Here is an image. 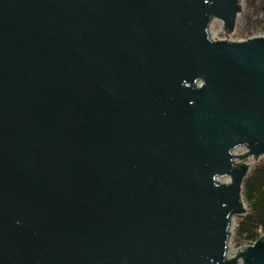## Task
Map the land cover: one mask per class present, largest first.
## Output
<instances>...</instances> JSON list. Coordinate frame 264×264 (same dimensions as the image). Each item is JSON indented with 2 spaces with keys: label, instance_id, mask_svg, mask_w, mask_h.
<instances>
[{
  "label": "water",
  "instance_id": "obj_1",
  "mask_svg": "<svg viewBox=\"0 0 264 264\" xmlns=\"http://www.w3.org/2000/svg\"><path fill=\"white\" fill-rule=\"evenodd\" d=\"M240 11L0 0V264H264L228 254L264 157V35L209 34Z\"/></svg>",
  "mask_w": 264,
  "mask_h": 264
},
{
  "label": "trees",
  "instance_id": "obj_2",
  "mask_svg": "<svg viewBox=\"0 0 264 264\" xmlns=\"http://www.w3.org/2000/svg\"><path fill=\"white\" fill-rule=\"evenodd\" d=\"M253 1L259 3L264 12V0ZM243 186L247 212L236 219L234 231L237 246L255 240L260 234L259 230L264 233V157L250 170Z\"/></svg>",
  "mask_w": 264,
  "mask_h": 264
},
{
  "label": "rangeland",
  "instance_id": "obj_3",
  "mask_svg": "<svg viewBox=\"0 0 264 264\" xmlns=\"http://www.w3.org/2000/svg\"><path fill=\"white\" fill-rule=\"evenodd\" d=\"M241 4V11L238 13V17L235 23V30L233 33L227 35L224 32V28H222V21L214 18L209 26V34L211 38L215 39H228L230 41L236 40H247L250 37H258L264 34V12L260 9L259 3L253 0H239ZM244 151L243 148L237 149L236 153H241ZM260 157L259 159H261ZM258 161V160H257ZM257 161H253L251 159L248 162L251 163L250 170L253 169L254 165ZM249 170V172H250ZM248 172V173H249ZM223 181H228V179L224 178ZM244 205L246 206V201L243 197ZM239 216H234L232 218V224L230 226L231 236L229 238V254H232L231 251H234L236 247L235 243V225L237 222V218ZM261 236V235H260ZM238 263H241L240 261Z\"/></svg>",
  "mask_w": 264,
  "mask_h": 264
},
{
  "label": "built area",
  "instance_id": "obj_4",
  "mask_svg": "<svg viewBox=\"0 0 264 264\" xmlns=\"http://www.w3.org/2000/svg\"><path fill=\"white\" fill-rule=\"evenodd\" d=\"M262 35H264V34H262ZM244 149V148H243ZM245 150V149H244ZM260 231V234H259V236L260 235H263L264 233L261 231V230H259ZM258 236V237H259ZM256 240V239H255ZM255 240H253V241H249V242H246L245 244H254L255 243ZM244 244V245H245ZM238 246L236 245V247L234 248V251H235V249L237 248ZM229 250V249H228ZM234 251H231V253L232 254H229L230 252L228 251V254H229V256L231 257V256H234ZM237 264H241V263H237Z\"/></svg>",
  "mask_w": 264,
  "mask_h": 264
},
{
  "label": "bare ground",
  "instance_id": "obj_5",
  "mask_svg": "<svg viewBox=\"0 0 264 264\" xmlns=\"http://www.w3.org/2000/svg\"><path fill=\"white\" fill-rule=\"evenodd\" d=\"M211 24V23H210ZM213 39V38H212ZM220 40H223V39H220Z\"/></svg>",
  "mask_w": 264,
  "mask_h": 264
},
{
  "label": "clouds",
  "instance_id": "obj_6",
  "mask_svg": "<svg viewBox=\"0 0 264 264\" xmlns=\"http://www.w3.org/2000/svg\"><path fill=\"white\" fill-rule=\"evenodd\" d=\"M244 245V244H243Z\"/></svg>",
  "mask_w": 264,
  "mask_h": 264
}]
</instances>
